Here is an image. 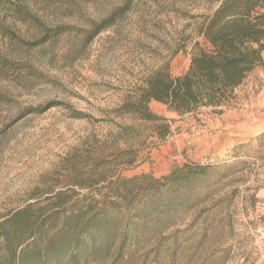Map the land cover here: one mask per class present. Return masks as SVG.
Returning a JSON list of instances; mask_svg holds the SVG:
<instances>
[{"label": "rangeland", "instance_id": "1", "mask_svg": "<svg viewBox=\"0 0 264 264\" xmlns=\"http://www.w3.org/2000/svg\"><path fill=\"white\" fill-rule=\"evenodd\" d=\"M122 2L84 0L79 15L61 22L70 32L22 52L24 70L0 75L7 98L0 101V220L58 190L99 200L95 189L75 184L91 186L100 174L159 179L186 163H239L187 212L176 207L171 221H145L121 260L92 264H264V57L222 108L178 116L151 102L163 119L156 124L168 126L159 140L153 124L119 117L118 109L156 70L187 71L194 46L207 47L199 28L221 0H133L89 40L91 23Z\"/></svg>", "mask_w": 264, "mask_h": 264}, {"label": "trees", "instance_id": "2", "mask_svg": "<svg viewBox=\"0 0 264 264\" xmlns=\"http://www.w3.org/2000/svg\"><path fill=\"white\" fill-rule=\"evenodd\" d=\"M81 2L0 0V75L24 70L28 62L22 52L43 48L70 32L73 27L61 22L79 15ZM132 2L123 0L102 20L91 23L88 39L109 29L130 11ZM199 35L207 47L194 46L184 74L172 77L167 67L156 70L124 100L117 115L153 124L163 140L168 126L156 124L163 119L151 113V102L178 116L229 105L235 90L263 63L264 0H221ZM4 99L0 93V101ZM30 111L22 110L21 117ZM126 163L134 160L128 158ZM237 164L222 168L186 163L159 179L100 174L91 186L75 184L95 189L99 200L65 190L48 193L42 201L34 200L0 220V264H92L112 255L113 262L121 260L129 246L138 245L137 231L145 221H171L176 207L187 212L215 192ZM194 188L202 193L192 198Z\"/></svg>", "mask_w": 264, "mask_h": 264}]
</instances>
